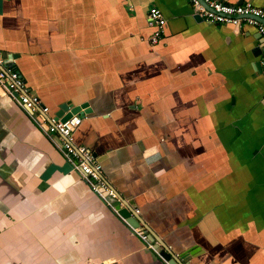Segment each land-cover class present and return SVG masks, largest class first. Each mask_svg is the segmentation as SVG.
Returning <instances> with one entry per match:
<instances>
[{"label": "crops", "instance_id": "obj_1", "mask_svg": "<svg viewBox=\"0 0 264 264\" xmlns=\"http://www.w3.org/2000/svg\"><path fill=\"white\" fill-rule=\"evenodd\" d=\"M261 50L253 27L199 21L188 0H0V54L49 117L89 111L72 140L142 224L0 88V264H167L160 245L178 264H264Z\"/></svg>", "mask_w": 264, "mask_h": 264}, {"label": "built area", "instance_id": "obj_2", "mask_svg": "<svg viewBox=\"0 0 264 264\" xmlns=\"http://www.w3.org/2000/svg\"><path fill=\"white\" fill-rule=\"evenodd\" d=\"M188 1L192 14L204 23L214 26L230 25L232 27L245 25L256 30L261 41L262 50L259 63L264 80V10L248 2L232 5L218 0ZM146 19L152 28L149 41L155 44L164 33L165 20L156 8L148 9ZM0 88L43 131L44 136L54 144L63 161L70 169L79 174L94 195L101 199H109L117 203L120 208L124 207L125 203L103 179L99 162L84 146L76 145L72 140V134L81 121L79 116H70L65 121L56 117H49L48 108L38 97L28 92L23 79L12 68L11 60L5 59L1 54ZM133 214L138 215V210L133 209ZM135 231L139 233V239L144 247L151 249L152 245L147 241L146 233L138 228Z\"/></svg>", "mask_w": 264, "mask_h": 264}, {"label": "water", "instance_id": "obj_3", "mask_svg": "<svg viewBox=\"0 0 264 264\" xmlns=\"http://www.w3.org/2000/svg\"><path fill=\"white\" fill-rule=\"evenodd\" d=\"M240 2H238L237 4H239ZM195 19L201 21L200 18H198L197 16H194ZM259 66V65H258ZM260 67V66H259ZM82 107L79 106H75L73 107L72 105H70L69 103L65 104V106H63L62 108L59 109V112H57L55 114L56 118H59L61 121H65L66 119H68L70 116L73 115H77L79 113L82 114H87L89 111H85L82 109ZM94 157V156H93ZM120 198V197H119ZM120 200H122L120 198ZM115 212L122 217L126 223L129 226H133V227H137L139 226V224H141V222L139 221L138 218H136L137 216H134L131 211L130 208L124 204V207H115L114 208ZM142 225V224H141ZM154 239V237L152 236L151 233L148 232V237H147V241L148 242H152ZM161 250L159 251L158 255L167 263V264H178L171 255H169V253L166 251V249L160 245Z\"/></svg>", "mask_w": 264, "mask_h": 264}]
</instances>
